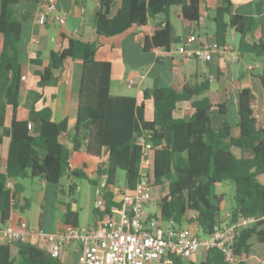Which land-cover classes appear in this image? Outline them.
<instances>
[{
	"label": "trees",
	"instance_id": "16d2710c",
	"mask_svg": "<svg viewBox=\"0 0 264 264\" xmlns=\"http://www.w3.org/2000/svg\"><path fill=\"white\" fill-rule=\"evenodd\" d=\"M18 1L0 0V139L2 136L9 138L5 171L0 172L1 225L9 222L13 209L19 208L22 213L28 210V201L23 205L17 201L16 196L22 191L18 180L30 179L34 183L59 186L60 180L70 172L71 154L84 147L87 155L94 158H100L103 149L108 150L106 162L99 164L96 171L105 179L101 186L104 212L120 205L117 195L108 190L115 187L117 171L124 173V188L131 191L140 180V164L144 158L147 162L145 177L151 199L158 206L159 217L155 218L159 223L173 227L193 224L201 236L210 235L219 223L222 201L212 188L229 181L234 186V196L228 222L233 224L242 217L258 218L255 225L238 232L235 256L238 259L246 257L254 239L263 242L259 226L264 224V184L258 177L264 175V124L258 125L255 120L256 100L249 89H242L238 95V134H233L226 122L218 130L212 129L210 113L216 111L226 116V108L215 96L197 99L208 89L207 81L193 86L184 84L180 90L158 86L155 82L152 88L144 89L143 100L153 103V119L146 121L143 103L137 105L134 98L110 94L111 65L96 59L98 43L69 39L65 49L50 55L49 64L40 73L38 82L42 88L52 78V72L61 68L67 59L82 63L76 121L68 150L60 142V136L67 133V121L55 123L50 108L36 110L33 107L27 120L16 119L23 79L18 49L21 26L27 19V15L21 19L16 17L13 7ZM199 1L120 0L115 16L109 18L113 0H99L95 31L100 37L116 36L134 26H145L150 17L166 13L174 6L180 8L185 21L197 24ZM230 9V0H221V5L215 9L217 47H225L227 31L233 29L239 36L237 49L241 54L263 57L264 37L257 19L231 14ZM249 36L250 42L247 41ZM170 47L167 26L157 25L152 36L142 39L144 52L156 48L169 50ZM31 63L40 65L38 60ZM259 79L264 89V67ZM180 102H190L194 111L189 118L173 116ZM7 108L11 109L12 116L6 129ZM140 138L150 143L144 156L138 143ZM232 149L239 150L238 157ZM70 174L84 177L80 173ZM8 182L13 183L12 190L7 187ZM58 194H72L71 188L67 192L59 188ZM60 204L65 210V225L77 227V211H72L69 203L60 201ZM189 213L193 217L189 218ZM12 249L16 250L14 257ZM171 261L177 264L178 258H171ZM0 264L63 263L47 250L23 241L14 245L0 243ZM201 264L229 263L214 249L206 253Z\"/></svg>",
	"mask_w": 264,
	"mask_h": 264
},
{
	"label": "crops",
	"instance_id": "0c3cea01",
	"mask_svg": "<svg viewBox=\"0 0 264 264\" xmlns=\"http://www.w3.org/2000/svg\"><path fill=\"white\" fill-rule=\"evenodd\" d=\"M42 0H19L13 7L15 15L21 19L27 15L22 23L18 49V60L22 65L23 79L20 85L19 105L16 109L17 120H27L31 108L40 110L44 107L51 109V118L55 123L67 121V133L60 136L61 144L68 150L71 149L70 136L76 121L78 108V93L80 87L82 63L79 60L67 59L61 68L52 72V78L40 88L38 82L40 73L49 64L50 55L62 51L67 47L69 39H79L84 42L98 43L96 59L107 61L111 65L110 94L112 96H127L134 98L137 105L144 104V119L152 121L153 103L151 100H143L144 89H150L154 83L158 86L172 87L180 90L184 84L190 86L208 82V89L197 97L215 96L220 103L225 105L226 116L213 111L210 113L211 127L218 130L224 122L231 127L233 134H238V95L242 89H249L256 100L254 117L258 125L264 124V89L259 79L264 67V56L254 57L251 54H241L237 49L239 36L233 29H229L226 35L225 47L213 50L211 59L204 61L200 54L205 48H211L216 44L214 36L215 9L221 5V0H200V18L197 24L189 23L182 18L179 7H171L166 13L150 17L145 26H134L122 34L112 37H100L94 27L95 14L99 8V0H55L58 13L64 18V24L59 25L48 19L45 25H39L38 17L41 12ZM231 14L257 19L264 37V0H230ZM258 6V11H257ZM120 7V0H113L108 17L113 18ZM165 23L170 35L171 47L169 50L156 48L150 52L142 49V39L152 36L156 26ZM194 35L196 41L188 44V50L194 52L190 60L179 61L177 59V46ZM178 41L177 43L175 41ZM250 42V36L247 37ZM238 56V60L234 57ZM38 60L40 65L31 62ZM129 79L135 83L128 86ZM195 98H193L194 100ZM190 102H180L173 112L175 118H189L193 113ZM12 112L6 109L4 127L10 126ZM9 145V138L2 136L0 139V172L4 173ZM238 157L239 150L232 149ZM108 150L103 149L100 158L87 155L82 147L79 152L71 154L69 158V174L59 182V186L47 182L34 183L30 179L18 180L22 191L17 201L23 205L26 198V180L31 184L38 185L42 198V214L39 217L37 228L24 216L26 212H20L19 208L11 211L7 224L15 228L27 230L24 242L36 245L47 250L45 241L37 234L39 231L52 233L65 227L64 207L60 201L69 203L71 210L78 213V226L95 227L98 222L109 216V212L103 209H95V190L104 185V177L97 175L99 164L107 160ZM80 173L84 177L70 173ZM258 181L264 184V175L258 177ZM13 187V183H11ZM218 185V184H216ZM67 192L71 188L72 194L60 196L58 189ZM124 186L116 189L109 187L114 195ZM84 192L90 203L93 198L91 209L88 208L82 214L79 206V196ZM221 196L222 195H217ZM118 197L116 196V200ZM29 203V201H28ZM154 206L153 211H147V207ZM29 209V207H28ZM219 213V221L229 222L225 216L230 210ZM155 211V212H154ZM81 215L83 222L80 223ZM159 210L156 202L152 199L145 206L143 219L148 222L157 220ZM158 221V220H157ZM159 222V221H158ZM160 224L164 229L168 224ZM191 233L201 236L198 228L193 224H183ZM263 231V242L253 240L252 247L246 257H241V264H264V224L259 226ZM0 243H5L0 236ZM79 246L70 243L63 247L60 261L63 264H78ZM16 250L12 249V256ZM206 253L198 250L189 259L178 258L177 264H201L205 260ZM170 264H174L172 261Z\"/></svg>",
	"mask_w": 264,
	"mask_h": 264
},
{
	"label": "built area",
	"instance_id": "2783aa9c",
	"mask_svg": "<svg viewBox=\"0 0 264 264\" xmlns=\"http://www.w3.org/2000/svg\"><path fill=\"white\" fill-rule=\"evenodd\" d=\"M39 25H45L47 20L63 25L64 18L58 13L55 0H42ZM160 28L165 23H160ZM196 41L194 35L182 41L176 48L179 61L190 60L194 52L187 45ZM220 49L217 45L205 48L200 54L204 61L211 59L213 50ZM238 60V56L234 57ZM135 83L129 79L130 87ZM30 125L28 128L30 129ZM150 138V136H147ZM143 156L150 148V143L140 138ZM147 162L142 158L140 164V180L133 190H119L118 206H112L109 216L100 220L95 227L65 226L52 233L39 231L37 234L45 241L47 251L53 258L60 259L62 249L70 243H77L79 248L78 264H170L171 258L189 259L195 252L201 250L207 253L218 250L229 264H236L239 259L234 254V245L241 229L251 227L258 222L256 217H242L235 223L225 225L219 221L213 232L205 237H198L187 227H173L170 224L160 228L157 220L146 222L143 219L145 206L151 201V189L146 180ZM7 187L12 190L11 182ZM95 209H103L101 187L95 190ZM15 202H12L14 205ZM193 217L192 213L188 214ZM230 215L225 216L229 220ZM27 230L15 228L10 224H0V236L5 243L14 245L23 242Z\"/></svg>",
	"mask_w": 264,
	"mask_h": 264
},
{
	"label": "rangeland",
	"instance_id": "374dc122",
	"mask_svg": "<svg viewBox=\"0 0 264 264\" xmlns=\"http://www.w3.org/2000/svg\"><path fill=\"white\" fill-rule=\"evenodd\" d=\"M123 186L124 173L122 171H117L115 188L118 189ZM25 190L26 198L29 201V209L24 213V216L27 217L32 222V224H34L35 228H37L39 217L42 214V209L40 207L42 204V198H40V190L38 185L31 184L29 180H26ZM212 192L215 195H222V201L220 204V214L231 208V206L233 205L234 196V186L232 183H230L229 181L221 182L212 188ZM92 204L93 198L90 200L89 203L86 194L82 192L79 196V206L82 208V214L87 211L88 208L91 209ZM153 209H155L154 206H150L149 208L147 207L146 210L153 211ZM83 215H81L80 223L83 222Z\"/></svg>",
	"mask_w": 264,
	"mask_h": 264
},
{
	"label": "water",
	"instance_id": "95a60500",
	"mask_svg": "<svg viewBox=\"0 0 264 264\" xmlns=\"http://www.w3.org/2000/svg\"><path fill=\"white\" fill-rule=\"evenodd\" d=\"M43 178H44V176H43ZM19 196H20V195H19V194H17V196H16V197L19 199Z\"/></svg>",
	"mask_w": 264,
	"mask_h": 264
}]
</instances>
